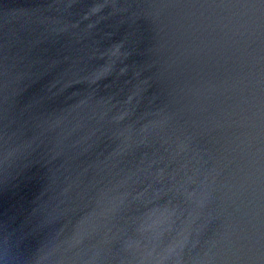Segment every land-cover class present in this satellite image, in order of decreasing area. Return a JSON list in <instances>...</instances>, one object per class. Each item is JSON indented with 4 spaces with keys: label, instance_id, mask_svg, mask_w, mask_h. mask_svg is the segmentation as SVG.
<instances>
[{
    "label": "water",
    "instance_id": "95a60500",
    "mask_svg": "<svg viewBox=\"0 0 264 264\" xmlns=\"http://www.w3.org/2000/svg\"><path fill=\"white\" fill-rule=\"evenodd\" d=\"M0 264H264V0H0Z\"/></svg>",
    "mask_w": 264,
    "mask_h": 264
}]
</instances>
